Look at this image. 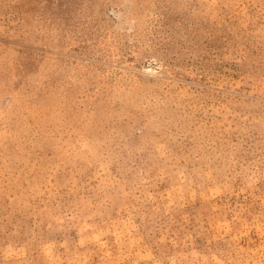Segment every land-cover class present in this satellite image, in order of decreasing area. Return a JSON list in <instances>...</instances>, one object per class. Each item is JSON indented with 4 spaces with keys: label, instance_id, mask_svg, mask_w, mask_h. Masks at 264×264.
I'll list each match as a JSON object with an SVG mask.
<instances>
[{
    "label": "rangeland",
    "instance_id": "obj_1",
    "mask_svg": "<svg viewBox=\"0 0 264 264\" xmlns=\"http://www.w3.org/2000/svg\"><path fill=\"white\" fill-rule=\"evenodd\" d=\"M0 264H264V0H0Z\"/></svg>",
    "mask_w": 264,
    "mask_h": 264
}]
</instances>
